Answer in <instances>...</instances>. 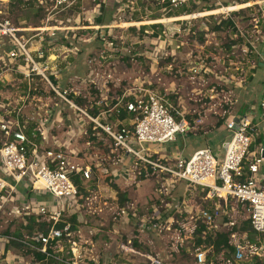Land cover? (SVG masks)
Wrapping results in <instances>:
<instances>
[{"label":"rangeland","instance_id":"1","mask_svg":"<svg viewBox=\"0 0 264 264\" xmlns=\"http://www.w3.org/2000/svg\"><path fill=\"white\" fill-rule=\"evenodd\" d=\"M98 1L104 10L99 17L109 26L95 33L80 26L89 24ZM255 1L230 10L229 5L245 1L190 0L170 8L160 0H81L68 12L58 14L62 28L56 40L46 38L44 45L53 68L52 82L83 111L70 106L46 81H27L16 68L0 65L4 74L0 100L5 104L0 113L11 117L18 113L23 128L34 124L42 149L62 150L91 168V177L82 179L78 201L62 213L63 223H70L75 239L91 257L102 262L109 259V264L115 260L116 264L131 260L144 264L151 257H159L165 264H181L182 259L189 263L184 255L191 250L189 241L181 243L178 238L183 235L180 223L185 215L175 214L166 203L185 199L191 207L202 208L207 205L205 195L189 187L184 190L177 183L175 190L161 192L163 175L121 149L112 152V142L104 135L100 139L108 153H100L88 115H98L101 123H115L112 116L122 106L118 104L120 94L156 89L184 112L189 129L183 139L154 147L148 144L149 150L180 155L192 154L197 146L218 148L226 137L224 126L230 115L242 117L252 104L260 110L257 119L259 113L264 116V81L253 82L254 73L261 68L258 61L264 45V15ZM8 7L5 16L16 25L40 27L46 22V11L38 6ZM181 8L192 12L169 16ZM227 17L233 24L222 25ZM261 129L264 141V121ZM224 152L223 147L220 154ZM19 190L26 193L24 185ZM122 209L128 213L126 218H122ZM237 210L238 217L245 216ZM153 214L165 220L176 216L178 222L168 229L170 224L162 220V232L142 227L144 221L150 226ZM43 219L26 213L20 203L0 211V264H10L6 260L10 248L13 264H36L26 249L4 236H30L47 227ZM129 239L135 247L130 248L139 254L126 248ZM67 246L65 243V250Z\"/></svg>","mask_w":264,"mask_h":264},{"label":"built area","instance_id":"2","mask_svg":"<svg viewBox=\"0 0 264 264\" xmlns=\"http://www.w3.org/2000/svg\"><path fill=\"white\" fill-rule=\"evenodd\" d=\"M79 1L24 0L29 5L44 9L47 15L43 25L30 27L16 25L8 15L5 16L10 0H0V15H3L0 16V65L16 68L27 81H46L70 106L83 111L68 97L66 91H59L52 82L53 68L44 49L46 38L55 40L62 28L57 15L68 12ZM188 1L160 0L170 8L179 7ZM255 3L260 5L264 15V0H256ZM101 4L94 9L95 14L91 15L89 24L81 28H92L97 33L107 27L94 23L101 15ZM7 44L8 47L3 49ZM1 72L2 68L0 75ZM121 103V107L133 116L128 123L126 119L119 120L120 126L116 122L101 123L98 116L88 115L95 127H100L111 140V151L121 149L128 157L146 163L154 173L163 175L161 192L175 190L177 183L184 190L189 187L205 195L207 205L202 208L191 207L185 199H173V202L166 203L175 214L185 215V221L180 223L183 235L178 238L181 243L192 241L193 248L188 251L192 260L188 264H240L242 261L264 264L263 113H259L261 115L257 120L253 112L239 119H228L225 130L230 136L219 150L206 146L188 156L160 155L149 150L147 145L154 147L177 141L179 137L184 138L189 129L184 112L156 89H137L120 94L118 104ZM1 104L5 108V104ZM223 147L225 152L221 155ZM74 175L88 179L92 171L89 166L80 165L62 150L42 149L41 144L25 132L18 113L14 117L0 113V211L20 203L26 213L41 215L48 224L45 229L30 236L7 235L4 240L38 251L47 260L53 259L60 264H101L95 257L89 256L75 239L70 223H63L62 213L68 205L75 204L80 196ZM23 185L36 196L42 194L47 199L25 197L19 190ZM238 208L245 216L236 215ZM122 216H128L125 209H122ZM152 217L149 227L145 221L141 222V226L162 232V220L166 225L170 224L168 229L178 222L176 216L166 220L156 214ZM61 222L63 225L59 227ZM244 222H248V230H242ZM217 231L228 234L233 251L222 246V251L216 254L213 244H195L196 237L204 240L209 236L215 238ZM2 237L0 235V239ZM65 243L68 245L67 250ZM126 245V248H135L132 239ZM131 250L136 255L140 253ZM17 257L23 259L22 256ZM111 263L116 264V260ZM127 264L139 263L131 260ZM144 264L165 263L159 257H151Z\"/></svg>","mask_w":264,"mask_h":264},{"label":"trees","instance_id":"3","mask_svg":"<svg viewBox=\"0 0 264 264\" xmlns=\"http://www.w3.org/2000/svg\"><path fill=\"white\" fill-rule=\"evenodd\" d=\"M245 2L249 1V0H244ZM16 4V5H23V6H32V5H29L27 3L24 2V0H10V4L9 6H11V8L13 7V5ZM165 4V3H164ZM166 5V4H165ZM224 5H229V3H225ZM103 9V7L101 8ZM104 11V10H103ZM192 10L191 9H184V8H181L180 10L176 11V13H173V14H170L169 16H175V15H179V14H189L191 13ZM219 12V11H218ZM181 19V18H179ZM97 24H102V21H101V17H98V19H96L95 21ZM226 23H230V24H233V21L230 20L229 17L225 18L224 21L221 22V24H226ZM57 38H55L56 40ZM52 79H54L53 76H51ZM171 100V99H170ZM172 101V100H171ZM173 102V101H172ZM174 103V102H173ZM97 113H94V115H96ZM98 116V115H96ZM132 114L131 113H127L123 108H117L114 112V116H112V119L117 123L118 126H120V123H119V120H122L124 119L125 117L127 119H130L132 118ZM93 124V123H92ZM93 129H94V132H93V140H98L97 141V146L99 147V151H101L100 153H108V150H104V148H102L104 145H103V142L101 141L100 139V136L104 135L107 137L106 133L100 128V127H95V124H93ZM25 132L29 135L30 138L36 140L37 142H39V133L37 132H34V124H32L31 126L29 127H25ZM36 133V134H34ZM37 137V138H36ZM110 151V149H109ZM97 151H95L96 153ZM73 179L75 181V183L77 184L79 190L82 189V179L78 176V175H74L73 176ZM114 187L119 190L118 186L115 184ZM125 194H122V197L125 198ZM35 218V217H34ZM76 219V215L73 217V220L75 221ZM63 225V223H59V227H61ZM249 229V224L248 222H244V226L242 227V230H248ZM204 241L206 242H209L210 244H213L214 247H215V253L218 254L219 252L222 251V246L227 248L229 251H233V247L230 246L229 244V237H228V234L223 232V231H217L216 235H215V238H212V237H208L206 240L204 239H201L200 237H196L195 239V244L196 245H199L201 243H203ZM17 244V243H15ZM19 247H23L19 244H17ZM24 248V247H23ZM26 249V253L28 255H30L33 259L36 260V264H46L44 263V261L46 260V257L45 255H43L42 253L38 252V251H34L32 249H28V248H24ZM225 254V253H224ZM229 254V253H228ZM186 256L185 260H187L189 263L191 262L192 258L191 256L188 254V253H185L184 254ZM183 255V256H184ZM47 261V264H51V263H54L55 261L53 259H49V260H46ZM177 262L181 263L180 260H178ZM182 262L184 263H181V264H185L186 261H184L182 259Z\"/></svg>","mask_w":264,"mask_h":264},{"label":"crops","instance_id":"4","mask_svg":"<svg viewBox=\"0 0 264 264\" xmlns=\"http://www.w3.org/2000/svg\"><path fill=\"white\" fill-rule=\"evenodd\" d=\"M84 0H82V2H83ZM104 1H107V0H104ZM109 1V0H108ZM98 4H101V1H98V2H96L95 4H94V6H93V8H92V12L93 13H90V15H94L95 14V12H94V9L96 8V6H98ZM101 6H102V4H101ZM83 8H84V13H85V11H86V8L83 6ZM101 10V14H103L104 13V11H103V9H100ZM218 11H219V9H218ZM99 17V16H98ZM97 17V18H98ZM177 19V18H176ZM96 19L94 20V23H95V25H99V26H108V24L107 23H102V24H97L96 22ZM260 50L262 51V55L259 57V64H260V66L259 67H261V68H259L257 71H256V73H254V79H253V82H255L256 83V81H257V83L259 82V81H264V45H261L260 46ZM0 70H1V68H0ZM3 72H1V75H0V77L1 76H4V74H2ZM258 76H260V77H258ZM257 77V78H256ZM262 77V78H261ZM3 77H1L0 78V80H3L2 79ZM254 83V84H255ZM262 83V82H261ZM257 85V84H256ZM254 88H256L255 86H253V89ZM2 93H1V91H0V95H1ZM2 103V100H0V104ZM252 109H254L253 111H252ZM260 111V110H259ZM259 111H257V108L254 106L253 107V105L251 104H248V107H247V109H246V112L245 113H249V112H253L254 113V115H255V119L257 120V115H258V112ZM244 115H246V114H244ZM243 115V116H244ZM242 116V117H243ZM239 118H241V117H238V115H230L229 117H228V119H239ZM227 119V120H228ZM226 120V121H227ZM225 127V126H224ZM25 129V128H24ZM225 129V128H224ZM226 131V137L224 138V139H222V141L220 142V147L219 146H217L218 148H214V149H217V150H219V149H221L222 148V143L223 142H225L226 140H228L229 139V136H230V133L227 131V130H225ZM34 134H36V133H34ZM228 136V137H227ZM204 147H206V146H204ZM209 147H211V146H209ZM198 148H202L201 146H197V148L196 149H198ZM213 148V147H212ZM195 149V150H196ZM194 150V151H195ZM189 154H191V153H182L181 155H183V156H188ZM174 155H179V153L177 154H175L174 153ZM29 192V193H28ZM28 193V195H26ZM25 197H30V198H37V199H40V200H46L47 199V197L46 196H44V195H42V194H39V195H35V194H33L32 192H30V191H28V189L26 190V193L25 194H23ZM17 204V203H16ZM81 231L82 230H80V233H81ZM0 241H1V239H0ZM3 241V240H2ZM1 241V242H2ZM187 242V241H186ZM194 242H195V240H194ZM204 242H206V241H204ZM206 243H208V244H210L209 242H206ZM188 246H191V249L193 248V245H192V241H189L188 242ZM85 251H86V253L89 255V253H88V251L85 249ZM7 255L8 256H6L7 258H6V260H9V263L10 264H13V258H12V256H13V253H12V250H11V248L10 249H8L7 250ZM15 255V254H14ZM89 256H91V255H89ZM92 257H95V256H92ZM56 262V261H55ZM99 262L101 263V264H108L109 263V259H104V262H102V261H100L99 260ZM52 264V263H51Z\"/></svg>","mask_w":264,"mask_h":264},{"label":"bare ground","instance_id":"5","mask_svg":"<svg viewBox=\"0 0 264 264\" xmlns=\"http://www.w3.org/2000/svg\"><path fill=\"white\" fill-rule=\"evenodd\" d=\"M251 4V2H244L243 4L241 3H237L236 5L235 4H231V5H229L228 7H230V10L232 9V10H235V9H239V8H241V7H244V6H249ZM226 7V6H225ZM222 10V9H221ZM185 18V17H184ZM169 20V19H168Z\"/></svg>","mask_w":264,"mask_h":264},{"label":"water","instance_id":"6","mask_svg":"<svg viewBox=\"0 0 264 264\" xmlns=\"http://www.w3.org/2000/svg\"><path fill=\"white\" fill-rule=\"evenodd\" d=\"M181 138L183 139V137H181ZM240 264H251V262L250 263L249 262L245 263V262L242 261V262H240Z\"/></svg>","mask_w":264,"mask_h":264}]
</instances>
